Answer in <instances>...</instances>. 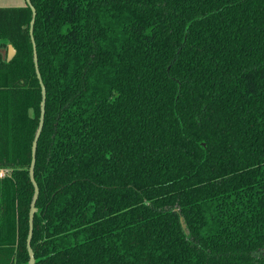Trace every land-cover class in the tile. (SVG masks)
<instances>
[{
  "label": "trees",
  "instance_id": "trees-1",
  "mask_svg": "<svg viewBox=\"0 0 264 264\" xmlns=\"http://www.w3.org/2000/svg\"><path fill=\"white\" fill-rule=\"evenodd\" d=\"M30 1L34 264H264V0ZM31 17L0 7V264H29Z\"/></svg>",
  "mask_w": 264,
  "mask_h": 264
},
{
  "label": "water",
  "instance_id": "water-1",
  "mask_svg": "<svg viewBox=\"0 0 264 264\" xmlns=\"http://www.w3.org/2000/svg\"><path fill=\"white\" fill-rule=\"evenodd\" d=\"M26 5H28L31 8L32 11V17L30 20V25H29V34H30V38H31V42H32V48H33V59H34V66H35V71H36V75L39 79V83L41 85V89H42V101H41V108H40V120H39V124H38V128L36 130L33 142H32V147H31V164H30V169H29V176H30V180L34 186V196L30 205V210H29V232H28V237H27V241H26V247L28 250V254H29V264H34V255L32 252V249L30 247V240H31V236H32V228H33V215L35 212V202L38 196V186L35 182L34 179V165H35V152H36V145H37V140L38 137L41 133L42 130V126H43V120H44V113H45V89H44V85L42 83L39 71H38V65H37V53H36V45L34 42V38H33V25H34V21H35V15H36V11L35 8L32 6L31 1L30 0H25ZM15 54V48L12 45H8V54H7V60L11 59ZM181 224L182 226L185 228V223L182 219V217L180 218Z\"/></svg>",
  "mask_w": 264,
  "mask_h": 264
},
{
  "label": "crops",
  "instance_id": "crops-1",
  "mask_svg": "<svg viewBox=\"0 0 264 264\" xmlns=\"http://www.w3.org/2000/svg\"><path fill=\"white\" fill-rule=\"evenodd\" d=\"M25 4V0H0V7L24 6Z\"/></svg>",
  "mask_w": 264,
  "mask_h": 264
},
{
  "label": "rangeland",
  "instance_id": "rangeland-1",
  "mask_svg": "<svg viewBox=\"0 0 264 264\" xmlns=\"http://www.w3.org/2000/svg\"><path fill=\"white\" fill-rule=\"evenodd\" d=\"M25 5H26V4H25ZM7 50H8V47L6 48V50H3V51L6 53V54L4 53L5 55H7V53H8ZM0 176H3V172H1V171H0Z\"/></svg>",
  "mask_w": 264,
  "mask_h": 264
}]
</instances>
